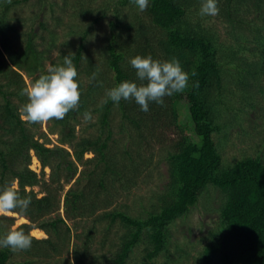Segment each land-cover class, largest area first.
<instances>
[{"label": "trees", "instance_id": "16d2710c", "mask_svg": "<svg viewBox=\"0 0 264 264\" xmlns=\"http://www.w3.org/2000/svg\"><path fill=\"white\" fill-rule=\"evenodd\" d=\"M23 1L29 0H0V79L9 81V76H13L10 83H0V190L16 180L19 195L31 198L25 213L14 210L31 223L18 230L25 234L32 231L36 236L44 235L45 231L49 236L43 240L32 236V246L23 250L28 256L26 261L46 260L52 252L62 251L64 243L72 237V227L67 224L70 220L77 231L82 230L81 234L77 233L83 239L82 246L75 250L78 264L87 263L91 242L99 228L104 226L107 231L116 224H122L127 231L120 244L112 245L116 247L113 253L110 251L113 264H129L141 243L145 246L144 264H177L176 260L173 263L158 260L169 252L170 228L196 206L204 190L213 186L224 196L221 225L212 231L209 243L199 254L200 264H264V161L248 156L224 165L220 148L213 139L225 113L220 107L224 103L220 93L230 72L227 66L233 65L238 70L235 71L237 85L248 92L259 83V75L264 74V0H217L218 15L230 26L228 43L221 41V35L210 26L190 23L189 18L195 12L200 14L202 0H149L148 8L143 11L148 23L133 11L135 4L131 0H111L115 11L108 23L110 34L106 44L98 53L99 63L89 58L91 62L83 71L91 78L88 84L80 77L77 67L86 51L90 27L75 28L72 32L80 40L72 59L81 96L77 110L69 111L63 120L48 121L49 134L58 135L59 145L54 149L40 142L35 132L40 126L22 120L19 111L28 102L27 96L21 94L27 86L19 71L27 73L34 82L47 74L40 60L48 54V50L38 49L31 32L23 33L26 38L22 48L12 45L14 39L22 40L15 30L16 18L12 12ZM90 2L80 0V6L75 8L81 19L86 20L93 14ZM108 5L109 0H105L95 23L104 19ZM65 50L53 61L52 67L63 65L64 56L70 53ZM3 51L7 58L2 55ZM137 55H151L160 61L178 59L183 71L189 74L188 87L165 97L162 106L150 102L147 112L134 99H122L118 104L107 99L106 90L124 81L141 83L130 64L131 58ZM224 56L229 59L225 61ZM93 73H96L95 79H92ZM197 83L198 87H194ZM261 93L264 96V86ZM181 100L188 104L200 141L183 134L172 146L166 157L167 190L145 218L109 210L121 191L132 189L138 183L147 163L142 153L159 138L157 133L180 128L178 103ZM85 111L91 112L92 121H84ZM85 123V130L77 131ZM31 150L36 152L44 168L51 169L49 180H41L30 169ZM87 153L93 157L86 158ZM21 158L25 160L20 161ZM73 180L74 184L64 195L65 216H62L61 195L67 187L65 184ZM40 186L42 197L34 192ZM84 221L91 223L87 229L83 228ZM3 232L0 228V238L6 236L7 232ZM16 252L0 248V264H10Z\"/></svg>", "mask_w": 264, "mask_h": 264}, {"label": "rangeland", "instance_id": "374dc122", "mask_svg": "<svg viewBox=\"0 0 264 264\" xmlns=\"http://www.w3.org/2000/svg\"><path fill=\"white\" fill-rule=\"evenodd\" d=\"M79 1L29 0L21 2L17 6V10L12 12V17L16 18L15 25L17 26L15 30L22 37V40L19 38L14 39L12 45L22 48L25 44V35H27L25 33L31 32L32 36L35 37L34 40L38 49L48 50V54H45L44 60H40L44 62L45 68L48 70V68L52 67L53 61L58 59L62 52L66 51L65 49H68L71 53L76 50L80 40L77 35L72 34L75 28L76 30H81L83 26L88 25L90 27V37L86 41V51H84L82 61L77 67L78 71H81L80 77L83 78L85 84H88L91 78L87 72L83 71H85L86 66L91 62L88 60L89 58L95 61L96 64L99 63L98 59L101 55L98 53L100 49L104 48L106 38L110 34L108 23L114 16L115 4L109 0L108 10L105 13L104 19H100L99 22L95 23V18L105 0H92L89 3V5H92L93 14L86 20L77 16L79 12L75 8L80 6L81 3ZM51 3H53V6H51ZM132 9L139 14L141 19L143 18L147 22L146 14L141 12L136 5ZM192 11L195 12V9L193 8ZM72 12H75V14ZM189 20L192 25L200 23L203 26H210L212 29L217 30L216 33L221 35V41L225 40L224 42L228 43V39H230L228 29L230 26L221 20L219 15L215 17L201 16L198 12H195ZM42 25H46V28L42 27ZM2 55H5L6 58L8 57L5 51L2 52ZM245 56L249 57L247 53ZM228 59V56H224L225 61ZM233 64L236 63L234 62ZM227 69L230 72L226 74L228 76L226 84L220 93L224 101L220 107L223 108L222 111L225 113L220 120L219 130L213 134V139L220 148L222 164L231 165L248 156L258 157L264 161V96L261 93L264 86V74L259 75V83L248 92L240 84L237 85L238 73L235 71L238 70L233 65H228ZM14 70H17V68L14 67ZM19 72L24 75L23 80L26 86L32 83V78L27 73L24 71ZM12 78L13 76L10 75L9 81L0 79V83L3 85L4 83H10ZM178 109L180 128L174 127L171 130L166 129L157 133L159 138H155L150 143L151 148L145 151V153L141 150L143 152L142 155L147 160L141 178L132 189L121 191L109 210L123 211L138 218H145L148 213L152 212L155 204L159 201V196L167 190L169 165L166 157L168 152L173 148L172 146L176 144L183 134L195 142L200 141L194 131V123L190 117L187 102L181 100L178 103ZM34 125L40 126L35 130L36 137L41 138L40 142L47 143V147L49 148L59 145L58 135L49 134V122ZM86 126V123L78 126L77 131H84ZM115 131H119L117 127ZM117 137L119 138L120 136L117 135ZM159 139L162 142H159ZM29 155L30 169L35 171L41 180H49L51 169L42 166L35 151L31 150ZM91 157H93L92 153L86 154V158ZM22 160L24 161L25 158L20 159V161ZM74 182L75 180L69 185L65 184L67 187L63 191V195H61L59 212L62 216H65L64 195ZM42 188V186L34 188V192L39 197L44 195ZM30 189L27 190L30 191ZM223 200L224 196L219 192V189L210 186L207 190H204L196 206L191 208L190 212L182 217V219L179 218L170 228L169 252L164 253L158 258L159 263H173L176 260L175 263L177 264H200L198 259L199 254L209 243L212 231L220 228V209ZM82 223L85 229L90 227L91 224L86 221ZM24 224H31L30 220L20 216L18 213L16 215L0 216V228L5 230L4 234L8 233L13 227L19 229ZM67 224H70V227H72V237L70 235L69 241L67 239V242L64 243L62 251L57 253L52 252V256L46 260L32 258L34 260L32 262L26 261L25 257L28 256L25 252L18 251L12 255L9 261L10 264H78L75 258V250H78L82 246L83 239L77 236V233L81 234L82 230L77 231L73 221L69 220ZM103 227L99 228L96 238L91 242V255L87 257L86 264H113L110 259L116 247L112 245L120 244L123 233H126L127 229L122 224H116L107 231ZM43 232L44 235L42 236L33 235L32 231L29 233L35 239H47L49 237L48 234L45 231ZM106 240L107 243L105 245ZM144 249L143 243L138 245L132 254L129 264H144Z\"/></svg>", "mask_w": 264, "mask_h": 264}, {"label": "clouds", "instance_id": "9594fccd", "mask_svg": "<svg viewBox=\"0 0 264 264\" xmlns=\"http://www.w3.org/2000/svg\"><path fill=\"white\" fill-rule=\"evenodd\" d=\"M131 2L141 12L149 6V0H131ZM218 14L217 0H202L201 16L215 17ZM73 56L74 54L70 52L64 56L62 66L48 68L47 74H42L22 90L21 94L28 98V102L19 109L22 120L32 124H43L52 119L63 120L69 111L78 109L81 94L76 80L78 73L73 63ZM130 64L136 70L137 79L141 83L124 81L106 90V98L117 104L122 99H134L141 110L147 112L150 102L162 106L165 97L183 92L188 87L189 74L183 71L176 58L160 61L154 60L151 55L147 57L137 55L131 58ZM95 78L96 73H93L92 79ZM194 87H198V83ZM83 119L85 122L92 121L91 112L85 111ZM30 204V197L22 198L19 195L16 180L0 190V216L16 215L14 211L16 209L23 214ZM32 242L31 234H25L24 231L13 227L6 236L0 238V247L11 248L14 252L23 251L29 249Z\"/></svg>", "mask_w": 264, "mask_h": 264}]
</instances>
